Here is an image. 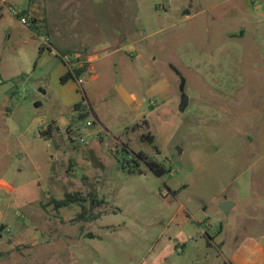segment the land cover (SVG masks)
<instances>
[{"label":"rangeland","instance_id":"rangeland-1","mask_svg":"<svg viewBox=\"0 0 264 264\" xmlns=\"http://www.w3.org/2000/svg\"><path fill=\"white\" fill-rule=\"evenodd\" d=\"M7 1L0 264L228 263L264 210V0Z\"/></svg>","mask_w":264,"mask_h":264},{"label":"crops","instance_id":"crops-1","mask_svg":"<svg viewBox=\"0 0 264 264\" xmlns=\"http://www.w3.org/2000/svg\"><path fill=\"white\" fill-rule=\"evenodd\" d=\"M83 63L86 64L87 61ZM71 64L74 65L72 62ZM81 65L84 66V64ZM81 65L80 63L78 64V66ZM86 69L88 68L86 67ZM68 70L69 66L67 65L65 75ZM251 189L252 185L249 187V191H251ZM234 208H236V204H234L231 211ZM255 211L258 212V214L255 213L246 218L251 226V232L240 239L239 246L229 259L228 264H264V210H260L257 207Z\"/></svg>","mask_w":264,"mask_h":264},{"label":"trees","instance_id":"trees-1","mask_svg":"<svg viewBox=\"0 0 264 264\" xmlns=\"http://www.w3.org/2000/svg\"><path fill=\"white\" fill-rule=\"evenodd\" d=\"M22 14L24 17L28 16V10L27 11H22ZM36 22V20L34 21ZM68 65V64H67ZM69 66V65H68ZM84 68H75V69H71L69 68L68 72L66 73V75H64L62 77V82L63 83H67L69 81H79L81 79V77L84 75ZM77 108H82V106H78ZM82 117H84V115H82ZM51 131V128H50ZM125 153L127 154L128 152L125 151ZM137 157L141 160L144 161L145 158L143 157V153H139L137 155ZM146 165L150 168L151 171H153L157 176L161 177L163 175H165L166 173L170 172V170H166L161 164H158L156 162L153 161H147L146 160ZM80 198H78L76 195H72L69 194L66 196V199L62 200V201H54L55 207L57 209L63 208V207H68L70 205L76 204L78 202H80ZM91 200H92V204L91 206L94 208L97 204V200L95 199L94 196H91ZM83 201V200H81ZM98 204H105V201L101 200L99 201ZM82 218H85L84 215H82ZM86 219V218H85ZM224 264H228V263H224Z\"/></svg>","mask_w":264,"mask_h":264},{"label":"built area","instance_id":"built-area-1","mask_svg":"<svg viewBox=\"0 0 264 264\" xmlns=\"http://www.w3.org/2000/svg\"><path fill=\"white\" fill-rule=\"evenodd\" d=\"M7 3H8L7 0H0V6H1V7H5V6H7ZM21 14H22L21 11H20L19 13H18V12L15 13L16 16H20ZM21 23L24 24V25H27V24H28V20H27V18H26V17H22V18H21ZM66 62H67V64L69 65V68H71V69H75V68H84V70H85L84 74H85V73L92 74V71H91L89 68L86 69L85 65L83 66V65L80 64L81 66H78L79 63H78V64H74V65H72L71 62H70L69 60H66ZM78 83H79L80 85H83V84H84L83 79L81 78V79L78 81ZM88 125L91 126L92 123H89Z\"/></svg>","mask_w":264,"mask_h":264},{"label":"water","instance_id":"water-1","mask_svg":"<svg viewBox=\"0 0 264 264\" xmlns=\"http://www.w3.org/2000/svg\"><path fill=\"white\" fill-rule=\"evenodd\" d=\"M183 89V88H182ZM189 105V98L184 95L181 101V105L179 110L181 112H185L187 106ZM234 204L232 202L229 201H225L221 204L220 209L224 212V213H229L231 211V209L233 208Z\"/></svg>","mask_w":264,"mask_h":264}]
</instances>
